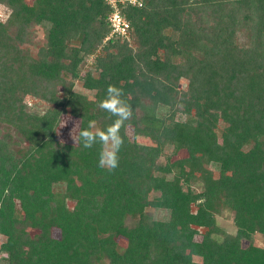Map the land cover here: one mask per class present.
Wrapping results in <instances>:
<instances>
[{
  "label": "trees",
  "instance_id": "obj_1",
  "mask_svg": "<svg viewBox=\"0 0 264 264\" xmlns=\"http://www.w3.org/2000/svg\"><path fill=\"white\" fill-rule=\"evenodd\" d=\"M130 1L123 36L109 0H0V264H264V0ZM110 84L133 109L112 171L60 136L113 123Z\"/></svg>",
  "mask_w": 264,
  "mask_h": 264
},
{
  "label": "clouds",
  "instance_id": "obj_2",
  "mask_svg": "<svg viewBox=\"0 0 264 264\" xmlns=\"http://www.w3.org/2000/svg\"><path fill=\"white\" fill-rule=\"evenodd\" d=\"M123 95L121 88L110 84L106 89L105 98L97 104L100 110L109 114V118H116L106 129L97 130V121L90 120L87 128L80 130L75 136L73 134L77 126L75 125L71 131L75 144L79 141L84 149L100 145L97 166L109 171L119 166L118 153L124 143L120 134L121 128L131 118L133 111L132 107L122 99Z\"/></svg>",
  "mask_w": 264,
  "mask_h": 264
},
{
  "label": "rangeland",
  "instance_id": "obj_3",
  "mask_svg": "<svg viewBox=\"0 0 264 264\" xmlns=\"http://www.w3.org/2000/svg\"><path fill=\"white\" fill-rule=\"evenodd\" d=\"M113 2L115 0H112ZM10 11L5 8L4 6L0 5V21L5 22L9 16ZM35 40L36 42L40 43V44H44L45 43V39H44V32L42 29L38 28L35 32ZM90 63H92V59L89 60ZM88 68L85 67V70H87ZM84 70V71H85ZM86 72V71H85ZM182 88L186 89L187 88V82L185 80L182 81ZM76 90L79 92H83L86 93L88 95L91 96L90 92L85 91L82 86L81 83H77L76 84ZM30 103H32V105H36V106H40L42 109H46L48 106L43 103V102H38L37 100H32L30 101ZM39 104V105H38ZM179 119H185L184 117L179 116ZM76 127V132L73 134L74 136L76 135L78 129H79V122L76 119H73L69 116H65L63 123L60 127V136L62 138V140H67L69 135L71 136V131L72 129ZM65 126V127H64ZM221 132V131H220ZM71 141H73L72 137L70 138ZM172 152L169 151L168 155H170ZM186 155V153H181L179 156H177L175 159H181ZM162 161H165V159L163 158ZM210 169L214 171L215 176H218L219 174V169L217 165H211ZM194 189L196 191L200 190L199 186H194ZM147 214L149 216H151L153 219L155 220H166L168 218V212L166 211H162V210H154V209H148L147 210ZM218 224L220 227H222L227 233L230 234H236V228L234 226L233 223V215L229 214L228 212H223V214H221V216L218 217ZM4 238H0V241H2ZM197 240H201V237H197ZM257 243H259L260 245L263 244L264 240L258 236L256 238ZM247 244V243H246ZM1 258V255H0Z\"/></svg>",
  "mask_w": 264,
  "mask_h": 264
},
{
  "label": "built area",
  "instance_id": "obj_4",
  "mask_svg": "<svg viewBox=\"0 0 264 264\" xmlns=\"http://www.w3.org/2000/svg\"><path fill=\"white\" fill-rule=\"evenodd\" d=\"M130 2L134 5L138 4L137 0H131ZM109 3L112 4L115 9V12L110 17V22L112 24L114 33H118L123 36L127 35L129 29V23L121 17L119 13V8L116 5V0L114 2L112 0H109Z\"/></svg>",
  "mask_w": 264,
  "mask_h": 264
}]
</instances>
